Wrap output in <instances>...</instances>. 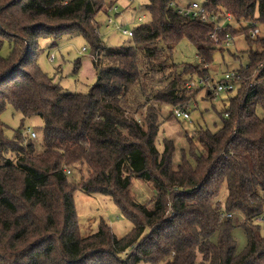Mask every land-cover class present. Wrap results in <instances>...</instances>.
<instances>
[{"label": "trees", "instance_id": "obj_1", "mask_svg": "<svg viewBox=\"0 0 264 264\" xmlns=\"http://www.w3.org/2000/svg\"><path fill=\"white\" fill-rule=\"evenodd\" d=\"M204 5L230 13L240 28L216 30L171 0H148L150 19L133 28L132 40L111 47L97 33L106 0H0V50L4 38L13 48L8 57L0 53V264H264V116L257 114L264 109V0ZM227 33L244 34L249 63L235 70L237 88L226 90L235 95L221 127L188 136L177 163L171 139L162 152L156 145L158 105L188 108L194 90L174 62L175 45L190 40L207 65ZM65 35L91 45L96 81L86 92L65 91L37 62L41 38L56 43ZM80 66L77 60L74 72ZM8 106L23 121L44 120L43 151L27 139L24 122L6 136L1 114ZM135 177L156 188L149 202L132 193ZM78 189L111 196L132 230L119 237L102 218L95 232L82 234ZM237 227L247 239L243 249Z\"/></svg>", "mask_w": 264, "mask_h": 264}, {"label": "rangeland", "instance_id": "obj_2", "mask_svg": "<svg viewBox=\"0 0 264 264\" xmlns=\"http://www.w3.org/2000/svg\"><path fill=\"white\" fill-rule=\"evenodd\" d=\"M177 6L186 7L193 2L204 4L205 0H175ZM148 0H106V6L96 15L98 24L97 33L103 40V45L117 47L132 40V36L125 35L122 29L133 30L141 23L138 17L143 16V21L150 19V14L145 8ZM113 23L109 24V19ZM225 26L230 24L233 28H240L238 23L232 19L222 17L219 19ZM249 21H242V26H249ZM119 26V28H118ZM238 33V32H237ZM43 50L37 57V62L41 69L55 78L65 91L86 92L96 81L95 67L90 43L80 35H65L58 42L54 43L51 38H41L38 42ZM87 50L83 51V47ZM250 44L244 34L235 36L230 45L223 43L213 53L212 61L207 65H202V58L198 54V46L188 39H182L174 48V62L178 65V70L183 71V75L189 80H193L198 85L191 92V99L188 105L190 113L189 119L177 118L172 115L173 106L159 104L163 117L160 119L159 132L156 137V145L160 152L164 150L166 140L172 141L175 145L174 161L179 163L182 158L183 149L188 147V136H193L200 128H208L212 131L219 129L223 122V113L230 104V97L235 95V91H221L217 95L209 96L208 87L214 86L228 72H234L241 66L249 63L248 49ZM13 50L9 39L4 38L0 53L8 57ZM54 59H51V54ZM77 60H81L78 72H74ZM202 65V66H201ZM204 67L207 70L205 76L208 77V84L200 82L202 76L198 73L184 71L185 67ZM257 114L264 116V109L257 108ZM23 113L12 106H8L1 114V121L6 125L5 134L8 138L15 135L16 130L24 122V129L27 139L30 138L31 130L36 131V137L32 141L37 145V152L44 150L41 127L44 120L34 115L25 118ZM31 129V130H30ZM199 149L201 143H197ZM190 158V157H189ZM191 159V158H190ZM192 160V159H191ZM72 177L78 175L71 174ZM79 177V176H78ZM131 191L137 201L147 203L156 194V188L150 181L133 178ZM76 210L79 217L80 231L82 234H90L99 228L101 219H105L119 237L124 236L132 230L133 222L125 217L120 207L114 199L102 193H86L76 190L74 193ZM171 216V215H170ZM241 220V218H240ZM264 232V215L260 222ZM239 247L244 248L247 239L240 227L235 229ZM218 234L215 233L213 239L216 240ZM139 264H150L145 261Z\"/></svg>", "mask_w": 264, "mask_h": 264}, {"label": "built area", "instance_id": "obj_3", "mask_svg": "<svg viewBox=\"0 0 264 264\" xmlns=\"http://www.w3.org/2000/svg\"><path fill=\"white\" fill-rule=\"evenodd\" d=\"M171 5L173 7H175L179 13L191 15L192 17H200L201 20H203V21H208V22L213 23L215 25L216 30H224L226 28L225 24L221 23L219 21V19H221L224 16V13L223 12H215V13L211 12L210 13L204 4L201 5L195 1L186 7H182V6H177L175 0H171ZM224 17L227 19H230V18L232 19V15L230 13H226V16H224ZM143 18H144V15L138 17V21L142 22ZM108 23L109 24L113 23V19L112 18L109 19ZM253 23H255V21H253ZM118 28H119V26H118ZM122 32L125 35L133 36V30L131 31V30L124 28V29H122ZM259 32H260V28L256 27L252 32V36L253 37L256 36ZM211 36L215 39L216 42H220V36L217 32L212 33ZM234 39H235L234 35L227 33V38L225 40V44L230 45L231 41H234ZM85 50H87V47L84 46L83 51H85ZM51 56H52L51 59H54L53 53L51 54ZM238 79H240V75H236L235 71L234 72H228L224 75L223 78L220 79V81L217 82L216 85L208 87V88L213 89L215 91L216 95L218 93H220L221 91H224V90L225 91L226 90H235L239 84ZM208 81H209L208 77H206V78L203 77L200 82H205V84H208L207 83ZM255 81L256 80H254L253 83ZM197 85H198V83H196L193 80H190L186 83V86L190 87V88H195ZM172 113L177 118H183L185 120L190 118V113L188 111V108H183L181 106H174L172 109ZM31 135L33 137H36V135H37L36 131L31 130ZM68 172H70V171L68 170ZM261 218L262 217H260L259 220H261Z\"/></svg>", "mask_w": 264, "mask_h": 264}, {"label": "crops", "instance_id": "obj_4", "mask_svg": "<svg viewBox=\"0 0 264 264\" xmlns=\"http://www.w3.org/2000/svg\"><path fill=\"white\" fill-rule=\"evenodd\" d=\"M95 74H96V71H95Z\"/></svg>", "mask_w": 264, "mask_h": 264}]
</instances>
